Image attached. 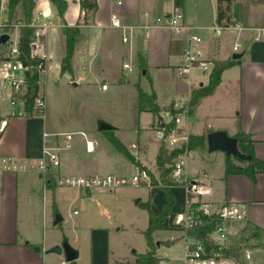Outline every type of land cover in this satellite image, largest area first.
<instances>
[{"label": "crops", "instance_id": "crops-1", "mask_svg": "<svg viewBox=\"0 0 264 264\" xmlns=\"http://www.w3.org/2000/svg\"><path fill=\"white\" fill-rule=\"evenodd\" d=\"M63 1L66 2L67 7L61 18L50 0H34L33 15L43 13L49 15L54 22V27L49 29L43 39V48L37 50L36 54L39 58L45 59L47 76L54 58L57 59L61 71V61L66 54L65 27H78L80 31L71 72L72 78L76 80L71 82L75 86L92 88L94 91L110 96L113 88L110 84L112 81L117 80L120 86L125 83V80L128 84L134 83L127 76L130 73L123 69V63L131 61L134 72L139 70L137 53H140L145 65L143 73L147 75L151 90L156 94L161 114L157 117L153 115L148 126L142 128L144 132L142 137L140 133H137L135 139L129 138L128 132L119 128H116L113 133L126 146L130 154L158 179L156 157L163 138L160 118L166 126L168 119L165 118L164 111L181 98H188L190 104L192 91L208 84L196 76V73L202 74L201 72L193 71L190 74H183L177 68L187 44L189 30L175 32L151 29L148 31V36L140 30L137 31L133 43L127 45L122 42V31L111 26V16L113 13L118 14L123 25L153 23L156 17L168 16L173 11L174 0H124L121 7L115 6L113 0H96L97 10L94 13H87L86 21V14L81 9L80 0ZM181 9L187 23L192 27L191 31L202 36L203 48L210 61H236L234 66L223 72L221 83L214 92L199 99L193 110L184 116L186 121L182 118L185 132L188 136L206 135L203 132L197 134L192 132L198 108L202 102H208L220 96L216 114L213 115L214 120L220 124L209 128V133L226 131L231 137L241 132L251 135L254 140L255 156L264 161V40H255L257 32L264 30V0H232L233 27L223 30L221 35L212 31V27L216 24L217 0H185ZM17 10H20V14L16 15L15 12V17H23L22 5H19ZM145 13H148L149 17H146ZM12 34L16 35L15 41L19 40V31L15 30ZM237 44L240 47L234 51ZM234 57L237 58L234 59ZM139 83L140 81L136 82L135 86H139ZM103 84L108 85V90H102ZM7 92L9 94L8 90ZM164 97H167L168 103L166 106H161L160 101ZM21 110L16 108L15 115H12L10 107L9 111L2 114L0 107V115L7 120V127L0 136V158L11 156L21 163L31 164L43 157L46 138H54L58 132L50 129L46 110L43 116L21 114L22 105ZM80 133H85L86 137L80 134L83 138L76 139L74 136L72 147L60 155L61 167L55 169L57 177L60 170L64 177L101 174L115 175L129 180L137 174L139 168L118 153L105 138L104 133L98 131L97 126L90 132L81 130ZM154 137L158 139V144L155 158L150 161L148 152ZM87 140L94 143V151H87ZM133 145L137 146V151L132 148ZM205 148L189 151L183 156L184 176L200 182L208 189L209 193L199 200L203 205H208L211 211H218L224 204H238L246 209V219L231 224L229 245L232 248H240V264H264V173H258L255 180L241 174L226 175L227 156L218 152L211 153L212 155L207 157L204 155ZM192 153L206 160L207 163L202 170L192 172L187 167ZM125 165L135 169L129 177H125L122 173L127 168ZM216 167L217 170L214 171ZM23 172L25 171L0 175V264H76V262H66L64 254L48 253V250L55 245L62 244L64 239H67L69 245L78 251V257L84 249L82 239H86L90 245V264H109L111 253L109 228L97 223L100 217L110 218L115 207H121L122 204L117 201H114L115 206H110L114 200L112 196L116 193L102 189L80 190L76 201L80 200L86 209H91L90 217L92 215V221L95 220V224L88 225L87 217L83 216L77 222L76 228L79 231L71 240L66 234L61 237L59 234L52 233L59 228L63 230V226L62 222L56 226L52 223L48 208L44 209L42 214L41 227L36 223H31L30 226L26 224L18 185V173ZM39 178L43 180L44 187L48 190L45 176L40 173ZM58 186L60 185L56 181V187L51 191ZM138 187H146L147 193L144 198L137 197V206L144 208L143 205L149 203L152 212L161 211L165 202V193L155 186L148 187L142 184ZM95 191L99 192L105 204L101 203L96 207L93 201L92 205L90 204L89 200L94 197ZM171 191L176 198L173 211L176 213L175 225H178L176 221L183 217L188 209V193L182 185L176 183L171 186ZM106 192H110V197L106 195ZM52 209L54 212L58 211L56 202L53 203ZM74 213L77 212L74 211ZM62 221L65 222V218ZM83 232L85 234L81 237ZM159 232L163 234L162 237H157ZM238 234L241 236V241L235 245L234 240ZM154 239L156 243H159L157 254L162 258L160 264L168 263V257L160 252L161 249L165 246L172 248L179 241L182 242V253L177 259L180 264H183L188 239L180 227H171L167 219L164 230L155 232ZM36 248H39V251ZM133 253L135 259V253L138 252L134 250Z\"/></svg>", "mask_w": 264, "mask_h": 264}, {"label": "rangeland", "instance_id": "rangeland-1", "mask_svg": "<svg viewBox=\"0 0 264 264\" xmlns=\"http://www.w3.org/2000/svg\"><path fill=\"white\" fill-rule=\"evenodd\" d=\"M7 13L8 11L2 13V19L5 17L8 18ZM17 13L20 14V10L16 11V15ZM6 18L3 23H6L7 21L8 26L23 20V17L16 18L15 15L12 20L9 18L6 20ZM2 34L3 29L0 28V37ZM10 38L12 41H15L16 35L11 34ZM127 76L131 78L134 83L128 84L127 80H125V83L120 86L118 85V81L114 80L110 83L113 88L110 96H108L94 91L92 88L86 89L82 86L73 85L71 81H76L75 78H72V74L69 72L61 74L57 59L54 58L48 76L45 78L42 76V80L45 81L42 83L40 91V94L42 96L44 95L46 100L47 123L52 131L58 132L54 138H56L58 142H61L63 134L73 133L76 139H79L82 137L80 135L81 130L90 132V130H93L96 126L98 129V123L100 121L106 122L105 120L115 128L127 131L129 138L135 139L137 133H140L141 137L144 136L142 128L148 126L150 120H152L153 114L150 112H138V88L135 86V83L140 81L139 86L147 93H151L150 82L147 75H144L143 71L141 72L138 69ZM196 76H198V79L202 80V82L208 84L209 72L202 74L196 73ZM219 98L220 96H217L208 102H202L200 104L196 114L197 119L194 120V118H192V120H194V128L192 129L194 134L203 132V134L207 135L210 130L209 128H214L217 124H220V122H217V120H214L215 118H213V115L216 114V107L219 105ZM8 99V92L3 91L0 96L2 114H5L10 110ZM167 103V97L162 98L160 101L161 106H166ZM174 103L164 111V115L167 111H171L175 118L183 112H189L186 106L179 110H173ZM17 110L22 111L21 105L17 107ZM186 115L187 113H183V121H186V118H184ZM103 118H105V120ZM101 136L105 137L104 135ZM152 142L153 143L150 144L148 152V158L150 161H153L155 158L158 139H155L154 137ZM162 143L168 147L167 139L164 141L162 140L161 144ZM64 153L65 152H61V154ZM211 153L218 152H209L206 145L204 155L210 157L212 155ZM39 161L40 160L33 161L30 164L32 168H29L23 173H18L19 193L22 198V207L25 211V220L27 221V223L26 221L25 223L29 226L31 223H36L41 227L43 219L42 214L44 209L48 208L53 224L56 221V215H59L66 220L65 222L62 221L63 230L59 228L58 230H54L56 232L52 233L55 235L59 234L61 237H64V234H66L68 238H71L72 240V238L76 236L77 231H79V229L76 228L77 222H79L83 216L84 218L87 217L88 225L95 224V220L93 219L94 221H92V215L90 217L91 209H86V207L83 206V202L80 200L76 201L78 193L82 189L58 186L54 191L46 190L43 180L39 178V174L41 173V170L38 168ZM206 163V160H202L195 153H192L190 160L187 162V167L192 172H197L202 170ZM126 167L128 169L125 168L122 173L125 177H129L133 174L132 172L135 171V169L131 166ZM215 170H217V167L214 168V171ZM52 172L56 181L63 175L61 170L58 177L55 174V169H53ZM98 193V191H95L94 197L89 200L91 205L92 201L94 202L95 207L96 205L98 206L101 203H104ZM106 193V195L110 197V192ZM111 193H116V195L112 196L114 200H112L110 206H115L114 201H117L122 205L121 207H115V211L110 218L100 217L99 223H97L100 225L104 224L109 228L111 250V253L109 254V264L132 263L134 261V250H137L138 253H145L148 249L145 238L142 234V230H145L148 227V214L145 208L137 206L136 204L138 196L144 198L147 193V188L121 186L112 189ZM55 202L58 206L57 212H54L52 209V205ZM74 211L77 213L75 214ZM84 234V232L81 233V237ZM160 236L162 237L163 234L160 232L157 233V237ZM66 241L68 240L66 239ZM82 241L84 249L75 262L76 264H90L89 242L86 239H82ZM240 241L241 236L238 234L235 237L234 244L237 245ZM182 245L183 243L179 241L172 248L165 246L161 249L160 252L168 257L167 264H180L177 257L182 253ZM231 264L235 263L232 262Z\"/></svg>", "mask_w": 264, "mask_h": 264}, {"label": "built area", "instance_id": "built-area-1", "mask_svg": "<svg viewBox=\"0 0 264 264\" xmlns=\"http://www.w3.org/2000/svg\"><path fill=\"white\" fill-rule=\"evenodd\" d=\"M114 5L121 7L124 4V0H113ZM8 11V0H0V28L4 29L8 26L5 18L2 19V13ZM146 17H149L148 13H145ZM8 20V18H6ZM26 24L22 22L13 23L8 26L11 30L6 32L9 35L4 48L0 49V96L3 91H9V104L12 109V115H15V109L18 104L23 106L24 97L27 93V75L32 74L35 71L39 73L40 86L45 80H42L47 76V66L44 58L37 63V65L26 64L21 59V51L19 47V40L12 41L10 35L19 30L20 27ZM29 27L34 29L33 41L31 42L32 56H37V50L43 48V39L47 35L49 29L54 27V22L49 15L38 13L32 16ZM111 26L113 28L120 29L122 31V42L127 45H131L137 31L143 30L145 36H148V31L151 29H166L175 32L189 30L187 35V44L183 50L181 59L177 64L178 70L183 74H190L193 71H199L201 73L211 72L214 67V62L210 61L203 48L202 36L193 33L192 27L187 23L184 13L181 7L175 6L173 11L168 16H158L154 19L153 23L145 25H123L118 14L113 13L111 16ZM233 26L224 27L215 24L212 27V31L221 35L223 30L230 29ZM5 32H3L4 34ZM255 40H264V30L257 32ZM240 45L237 44L234 47V51L239 49ZM35 53V54H34ZM123 69L127 73L134 72V66L131 61H125L123 63ZM102 90H108V85L103 84ZM41 91V87H40ZM39 91L38 96L35 99V109L43 116L46 110L45 96L41 95ZM186 106L189 110V99L181 98L173 105V110H179ZM188 113V111L183 112ZM183 113L177 115L175 118L171 111L165 113V118L168 119L166 124L169 130L168 136V149H175L188 142V135L185 132V127L182 124ZM25 115L24 111L21 113ZM1 116V115H0ZM2 117V116H1ZM165 126V127H166ZM7 127L6 118L2 117L0 121V136ZM86 137L85 133H81ZM164 137V133L161 135ZM74 139L73 133L63 134V139L58 142L56 138L47 137L46 146L43 151V157L38 163V168L44 175L49 169H57L60 166V154L67 151L72 147ZM87 151H94V143L90 140L86 141ZM137 151V146H132ZM185 155V154H184ZM180 156L176 161L171 174V179L174 183L182 185L188 196H192V202L200 201L199 198L204 197L209 193L208 189L198 181L191 180L184 176L185 161L183 156ZM32 168L30 164L21 163L16 158L11 156H5L0 158V175L4 173H15L26 171ZM57 184L60 186L73 187L78 189H102L112 190L121 186H151V178L146 169L139 170L137 174L133 175L129 180L120 178L115 175H101L96 174L87 177H64L61 176L57 179ZM197 211H202L206 216L216 215L218 222L212 233L209 234L208 240L211 244L217 247H231L229 245V237L231 234L230 227L232 223L242 222L246 219V209L238 204H224L218 211H211L208 205L201 204L197 208ZM177 224L183 231L196 226L199 222L195 217L194 211L189 212L187 209L186 214L178 219ZM188 239L186 244L185 256L183 264H231L237 262L234 259H227L220 252L208 251L205 245L197 241L194 238L186 237Z\"/></svg>", "mask_w": 264, "mask_h": 264}, {"label": "trees", "instance_id": "trees-1", "mask_svg": "<svg viewBox=\"0 0 264 264\" xmlns=\"http://www.w3.org/2000/svg\"><path fill=\"white\" fill-rule=\"evenodd\" d=\"M52 4L57 8L59 16L62 18L66 10L67 4L63 0H50ZM175 6L183 7L185 0H174ZM81 9L85 12V21L87 13H94L97 10L96 0H80ZM22 5L24 10L23 20L19 21L26 25L19 28V47L21 51V59L24 63L30 65H37L42 59L38 56H32L31 42L33 41L34 29L29 27L28 24L31 23L33 16V9L35 7L34 0H8V13L7 16L10 20L13 19L17 7ZM231 5L232 0H217V17L216 24L229 27L233 26L232 16H231ZM10 28H4L3 32L10 31ZM66 36V54L61 61V74L66 72H72V61L75 51L76 42L79 36L78 27H65ZM6 45V44H5ZM5 45L0 44V49L4 48ZM138 67L142 72L145 68L143 65V58L140 53H137ZM235 60L226 62H214V67L210 72L209 83L207 86L201 87L199 89L193 90L190 97V108L191 112L194 106L198 103L199 99L211 95L214 90L219 86L222 79L223 72L234 66ZM39 83V73L35 71L32 74L27 75V93L23 101V111L26 116H42L38 110L35 109V99L40 91ZM138 88V110L139 112H150L155 117L161 114V109L157 104V97L154 92L148 94L142 88ZM2 117L0 116V121ZM169 127L162 129L164 141L168 136ZM106 136L108 142L113 146V148L123 156H125L131 163L136 165L139 170L144 168L136 158L130 154L126 146L114 135L113 131L103 132ZM234 138L238 141L239 150L243 154L250 155L252 157L251 161H243L237 157L226 158V175L241 174L250 177L255 180L258 173H264V161L259 160L255 156L254 152V140L251 135L245 133H239ZM207 145L206 135H189L188 142L175 149H168L164 143L161 144L157 157L156 165L159 171V178L156 179L155 176L148 171L151 178V186L160 188L165 193V202L162 206L161 211L154 213L151 211L149 203L144 204V208L148 212L149 222L148 227L142 232L146 244L147 251L145 253H135V259L132 263L123 264H160L162 258L157 254V244L154 239V233L157 231L164 230V223L167 219L170 221L171 227H179L175 225L176 213L173 211V207L176 203V198L171 191V186L175 185L171 179V174L175 165V161L182 155L189 151L203 149ZM46 178V188L48 190H53L56 187V181L54 174L51 169H49L45 174ZM202 203L192 202V196H188V210L189 212L194 211L195 217L198 218L199 222L196 226L184 230L185 237H191L197 241L202 242L208 251L220 252L222 256L227 259H234L240 264V248L232 247H217L211 244L208 240V236L212 233L218 222V217L216 215L206 216L202 211H197ZM75 264V263H74Z\"/></svg>", "mask_w": 264, "mask_h": 264}, {"label": "water", "instance_id": "water-1", "mask_svg": "<svg viewBox=\"0 0 264 264\" xmlns=\"http://www.w3.org/2000/svg\"><path fill=\"white\" fill-rule=\"evenodd\" d=\"M9 40V35L4 33L0 37V44L5 45L7 41ZM35 54V53H34ZM237 57H234L236 59ZM145 74V72L143 73ZM160 127L162 129L165 128V123L163 122V119L160 118ZM116 128L112 126L111 124L100 121L98 123V130L99 132H106V131H114ZM206 141H207V148L209 152H222L228 157H237L243 161H251L252 157L247 154H243L238 147V141L236 138L231 137L228 135L226 131H213L206 135ZM63 218H61L59 215H56V221L54 225H58L61 223ZM157 246L159 243H156ZM37 251H39V248H36ZM48 253L53 254H64L65 260L68 263L75 262L78 259L79 253L76 249L71 247L68 243V241L64 240L62 244L55 245L51 249L48 250Z\"/></svg>", "mask_w": 264, "mask_h": 264}]
</instances>
